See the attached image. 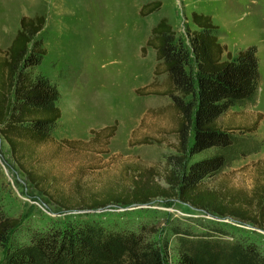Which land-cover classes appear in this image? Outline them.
I'll return each mask as SVG.
<instances>
[{"label": "rangeland", "instance_id": "1", "mask_svg": "<svg viewBox=\"0 0 264 264\" xmlns=\"http://www.w3.org/2000/svg\"><path fill=\"white\" fill-rule=\"evenodd\" d=\"M149 1L152 0H0L2 24L12 25L24 15L46 18L38 37L44 43L46 40L49 53L39 69L54 79L61 92L62 117L53 136L57 140H89L93 136L91 129L118 122L108 152H76L55 144L39 149L42 168L54 178L47 187L49 196L72 205L70 209L27 180L0 135V208L22 222L11 233V242L27 241L31 228L95 219L133 230L143 226L146 232L156 229L148 233L149 237L163 247L167 264H178L177 236L170 227L181 223L205 230L208 224L218 223L236 236L254 238L264 253V227L197 210L177 196L125 207L111 204L107 208L89 209L83 205L90 201L91 194L107 186L124 190L131 182L133 168L155 174L156 180L167 186L166 177L171 170L179 173L213 150L193 152L192 134L188 145L181 147L175 119L170 110H162L171 104V98L136 92L154 78L156 52L147 45V40L162 17L168 18L176 37L186 43H189L188 30L197 28L191 14L198 11L212 15L220 28L219 41L233 56L251 45L257 46L261 80L255 101L232 106L220 117L219 124L240 134L257 123L252 139L261 146L204 182L214 189L232 187L249 191L259 176L257 168L264 166V0H160V10L140 15L141 6ZM144 46L147 51L142 55ZM223 59H227L226 54ZM165 78L166 74L158 76L160 83ZM141 121L134 140L146 138L148 142L130 145L131 133ZM257 161L263 163L257 167ZM3 254L4 249L0 248V260Z\"/></svg>", "mask_w": 264, "mask_h": 264}, {"label": "trees", "instance_id": "2", "mask_svg": "<svg viewBox=\"0 0 264 264\" xmlns=\"http://www.w3.org/2000/svg\"><path fill=\"white\" fill-rule=\"evenodd\" d=\"M161 7L160 0H152L143 4L139 12L147 16ZM191 19L197 28L188 30L189 43L176 37L167 17L152 27L147 45L156 52L154 78L136 92L171 98V104L162 110H170L175 119L180 146L186 147L192 134L193 152L213 149L212 152L179 173L171 170L166 177L167 186L157 181L155 174L133 168L131 182L124 190L107 186L91 194L90 201L83 205L89 209L107 208L111 204L125 207L177 196L197 210L264 227V166L257 168L259 176L249 191L232 187L214 189L204 182L261 146L252 139L257 123L240 134L219 124L220 117L232 106L255 101L261 80L257 46L251 45L233 56L219 41L220 28L212 15L193 11ZM45 23L44 15L22 16L20 29L9 49L0 47V135L27 180L49 196L47 187L54 178L42 168L39 149L55 144L76 152H108L118 122L91 129L93 136L89 140H57L53 136L62 117L61 92L58 84L39 69L48 53L43 38L38 37ZM141 50L145 55L146 47ZM224 54L227 59H223ZM162 74L166 78L160 83L158 76ZM141 125L142 121L132 131L130 145L148 142L146 138L134 140ZM97 146L101 149H94ZM263 162L255 164L258 167ZM49 197L67 209L73 208L54 196ZM21 223L20 218L0 208V248L4 249L0 264L168 263L163 247L149 237L156 231L154 228L146 232L144 226L133 230L84 219L45 229L31 228L27 241L13 243L11 233ZM170 228L177 236L178 264H264V253L254 238L236 236L218 223L208 224L205 230L181 223Z\"/></svg>", "mask_w": 264, "mask_h": 264}, {"label": "crops", "instance_id": "3", "mask_svg": "<svg viewBox=\"0 0 264 264\" xmlns=\"http://www.w3.org/2000/svg\"><path fill=\"white\" fill-rule=\"evenodd\" d=\"M20 17L21 16L17 17L15 23L12 25H5V24L0 23V47H1V49L8 50L9 47L11 46L18 30L20 29ZM45 44H46V40H45ZM48 53H49V48H48ZM258 106L259 105H257V108H259L261 111H263L262 110L263 108H260V106L259 107ZM257 110L258 109H256V111Z\"/></svg>", "mask_w": 264, "mask_h": 264}, {"label": "water", "instance_id": "4", "mask_svg": "<svg viewBox=\"0 0 264 264\" xmlns=\"http://www.w3.org/2000/svg\"><path fill=\"white\" fill-rule=\"evenodd\" d=\"M234 220V219H233ZM234 221H236V222H238V223H241V222H239L238 220H234Z\"/></svg>", "mask_w": 264, "mask_h": 264}]
</instances>
